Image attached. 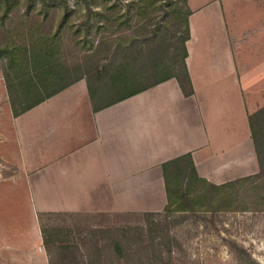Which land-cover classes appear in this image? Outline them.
<instances>
[{
  "label": "crops",
  "instance_id": "crops-1",
  "mask_svg": "<svg viewBox=\"0 0 264 264\" xmlns=\"http://www.w3.org/2000/svg\"><path fill=\"white\" fill-rule=\"evenodd\" d=\"M188 5L191 95L171 77L95 111L83 78L15 115L0 70L2 182L33 211H162L163 164L188 153L216 184L258 172L249 116L264 106V0Z\"/></svg>",
  "mask_w": 264,
  "mask_h": 264
},
{
  "label": "trees",
  "instance_id": "trees-1",
  "mask_svg": "<svg viewBox=\"0 0 264 264\" xmlns=\"http://www.w3.org/2000/svg\"><path fill=\"white\" fill-rule=\"evenodd\" d=\"M92 1L91 4L87 0L88 16L82 23L85 26L81 27L86 37L74 39L75 45L85 40L90 41V45L84 49L85 56L77 62L75 52L72 47L66 48L68 44L62 35L65 28L76 35L81 34V28L74 30V25L68 26V3H62L65 10L60 13L56 29L51 26L50 30H44L40 23L28 26L25 33L15 29L16 32L9 33V37H5L7 41L0 44V59L4 60V74L15 115L83 78L87 81L95 111L171 77L179 80L186 95L194 93L186 63V42L191 34L188 0H168L167 3L161 2L163 0H128L125 13L116 2ZM15 6L14 0H0L3 26ZM127 29L133 33L122 34ZM92 32L95 36L90 37ZM85 58H89V64ZM249 119L259 161L257 173L216 184L199 174L191 153L175 157L163 164L168 195L165 208L158 212H145V215L264 210V106L250 114ZM135 213L140 212L103 215L117 218L137 215ZM51 214L63 215L64 219L67 215L44 213ZM119 223L116 222L110 231L92 227L90 230L83 228L80 233L87 236L111 233L110 249L118 259L108 264L174 262L172 249L161 248L152 229L145 232L139 224ZM42 234L48 254L52 247H56L61 256L71 250L82 256L85 254L80 246L68 241L55 237L50 242L45 228H42Z\"/></svg>",
  "mask_w": 264,
  "mask_h": 264
},
{
  "label": "rangeland",
  "instance_id": "rangeland-1",
  "mask_svg": "<svg viewBox=\"0 0 264 264\" xmlns=\"http://www.w3.org/2000/svg\"><path fill=\"white\" fill-rule=\"evenodd\" d=\"M14 2L16 6L6 18L5 26L2 25L0 18V44L7 41L5 37L9 33L16 30L25 33L28 26L35 24H42L44 30H50L51 26L56 29L60 13L65 10L62 3L69 5L67 23L68 26L74 25V30L85 26L82 23L88 16L87 0H14ZM89 2L93 3L92 0ZM108 2L118 3L122 13L128 10V0ZM161 2L167 3L168 0ZM2 15L3 10L0 9V16ZM90 24L92 25L93 21ZM62 33L64 42L68 44L66 48L72 47L77 62L85 56L84 49L90 45V41H81L75 45V38L86 37L82 28L81 34L78 35L67 28ZM132 33V30L127 29L122 34ZM107 35L111 36L110 32H107ZM89 36L93 37L95 34L92 32ZM85 60L89 64V58ZM0 70L5 72L2 59ZM0 167L4 168L1 162ZM8 170L11 171L10 174L15 173V168ZM4 177L0 173V264H50V259L53 264H108L118 259V255L110 249L111 233L100 232L95 233V236L93 234L87 236L80 231L83 228L90 230L92 227H102L110 231L116 222L120 224L119 222L126 221L133 225H141L145 232L152 229L157 241H160L161 248L163 246L166 250L172 249L173 259L175 258L172 264H264V210L188 214L175 212L161 216L145 215V212H140L141 214L117 218L103 214L62 213L67 214L64 219L63 215H44L33 211V200L26 198L22 189L9 188L13 184L2 182ZM36 218H39V224ZM42 228L47 230L50 242L55 237L68 241L72 245L80 246L85 254L82 256L71 250L61 256L56 247H52L49 255ZM39 244L42 245V250L36 253L35 246Z\"/></svg>",
  "mask_w": 264,
  "mask_h": 264
},
{
  "label": "built area",
  "instance_id": "built-area-1",
  "mask_svg": "<svg viewBox=\"0 0 264 264\" xmlns=\"http://www.w3.org/2000/svg\"><path fill=\"white\" fill-rule=\"evenodd\" d=\"M40 250H42V246H40Z\"/></svg>",
  "mask_w": 264,
  "mask_h": 264
}]
</instances>
